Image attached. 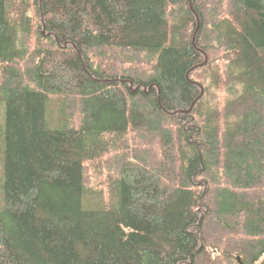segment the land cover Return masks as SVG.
<instances>
[{"label": "trees", "instance_id": "16d2710c", "mask_svg": "<svg viewBox=\"0 0 264 264\" xmlns=\"http://www.w3.org/2000/svg\"><path fill=\"white\" fill-rule=\"evenodd\" d=\"M0 148V264H264V0H0Z\"/></svg>", "mask_w": 264, "mask_h": 264}, {"label": "water", "instance_id": "95a60500", "mask_svg": "<svg viewBox=\"0 0 264 264\" xmlns=\"http://www.w3.org/2000/svg\"><path fill=\"white\" fill-rule=\"evenodd\" d=\"M207 62V61H206ZM204 94V92L202 91V95ZM195 105V104H194ZM193 105V106H194ZM238 262L241 263V259L240 258H237Z\"/></svg>", "mask_w": 264, "mask_h": 264}, {"label": "rangeland", "instance_id": "374dc122", "mask_svg": "<svg viewBox=\"0 0 264 264\" xmlns=\"http://www.w3.org/2000/svg\"><path fill=\"white\" fill-rule=\"evenodd\" d=\"M0 156H1V148H0ZM0 176H1V167H0Z\"/></svg>", "mask_w": 264, "mask_h": 264}, {"label": "bare ground", "instance_id": "6f19581e", "mask_svg": "<svg viewBox=\"0 0 264 264\" xmlns=\"http://www.w3.org/2000/svg\"><path fill=\"white\" fill-rule=\"evenodd\" d=\"M206 61H208L207 59H206ZM207 62H205V64H206Z\"/></svg>", "mask_w": 264, "mask_h": 264}]
</instances>
